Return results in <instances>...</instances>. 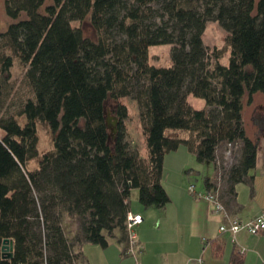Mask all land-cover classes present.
Masks as SVG:
<instances>
[{
    "label": "trees",
    "instance_id": "trees-1",
    "mask_svg": "<svg viewBox=\"0 0 264 264\" xmlns=\"http://www.w3.org/2000/svg\"><path fill=\"white\" fill-rule=\"evenodd\" d=\"M48 1L5 2L17 21L0 32V99L15 59L26 67L30 95L16 112L0 114V264H78L85 244L107 247L117 239L129 247L132 189L144 207L164 208V158L180 146L215 165L220 199H232L258 160L243 108L245 95L251 104L264 94V0ZM86 18L96 40L72 25ZM208 21L227 32L228 65L222 49L210 57ZM162 44L172 46L167 67L150 63V47ZM189 95L206 108H194ZM124 97L137 102L146 157L127 140ZM109 99L117 102L114 139ZM38 121L53 133V149L31 168L40 156ZM229 144L240 152L230 167ZM216 180L205 178V186L215 190ZM67 218L76 230L66 231ZM4 239L13 240L11 259L2 258ZM242 263L235 246L230 264Z\"/></svg>",
    "mask_w": 264,
    "mask_h": 264
},
{
    "label": "crops",
    "instance_id": "crops-1",
    "mask_svg": "<svg viewBox=\"0 0 264 264\" xmlns=\"http://www.w3.org/2000/svg\"><path fill=\"white\" fill-rule=\"evenodd\" d=\"M247 134L259 143L256 168L250 172L252 177L236 186L232 199L222 198L228 210L243 220L253 219L264 210V156L260 155L264 152V129L261 137ZM194 157L185 146L165 155L162 183L170 201L164 208L130 202V212L143 218L134 226L138 246L133 253L126 252L127 244L117 239L107 247L88 243L82 247L78 264H197L199 258L203 264H230L235 246L243 253L242 264H264V232L254 235L243 231L234 238L228 232L221 233L222 214L207 199L190 193L184 169L196 168ZM213 166L210 182L218 175ZM203 184L199 192L211 191Z\"/></svg>",
    "mask_w": 264,
    "mask_h": 264
},
{
    "label": "rangeland",
    "instance_id": "rangeland-1",
    "mask_svg": "<svg viewBox=\"0 0 264 264\" xmlns=\"http://www.w3.org/2000/svg\"><path fill=\"white\" fill-rule=\"evenodd\" d=\"M6 0H0V32L5 31L11 22L17 21L11 19L6 13L5 7ZM51 3L49 0L47 2ZM26 18V15L22 13L20 19ZM73 26L80 27L84 35L90 39L96 40L97 39V32L92 26L90 18H86L83 21H74L72 22ZM227 36V32L221 27V25L217 21H208L206 25V29L203 35V40L205 45L208 48V52L210 57L213 60V52L216 49H222L223 56L221 59V64L228 65L229 62V55L230 49L226 45L225 38ZM171 48L172 46L169 44H162V45H154L151 46L149 49L150 55V63L155 66H170L172 64L171 61ZM26 67L23 66L19 60L15 59V64L10 71L9 82L4 85L3 87V95L1 97L2 103V111L0 112L1 115L16 112L21 103L30 95L29 87L27 83L24 81V74H25ZM189 103L196 109H204L206 108V103L203 99L197 98L193 95L188 96ZM119 102L125 104L128 107L129 116L125 120V126L127 130V140L131 143L132 146L139 149L140 154L142 157L147 156V145L145 142V136L143 135L140 119H139V109L137 102L130 98L124 97ZM116 103L115 101L109 99L106 101L105 110L106 116H108L110 123L115 122L116 113ZM243 118L245 122L246 129L250 135L254 136H263V129H264V94L257 95L251 104L247 102V95L244 97V108H243ZM118 119V118H117ZM21 122L25 121V118L20 119ZM118 125V122H117ZM116 125V126H117ZM38 128V135H39V144L38 149L40 152V156L34 159L30 163V167L34 168L39 165V160L41 156H43L47 151L53 149V133L49 130L46 124L43 121H38L37 124ZM3 132H0V137H2ZM116 135V133H115ZM114 139V138H112ZM262 140V139H261ZM264 142V140H262ZM225 150V145L221 146L218 149V157L221 159L223 156V152ZM264 156V152L260 155ZM240 152L238 148H234L233 153L231 156L225 159V165L230 167L232 164L236 163L239 158ZM195 158L196 161V168H188L184 169V174L189 178L190 184L194 186L195 191L197 193L205 194L199 192V190L204 189V179L208 176H212L214 174V164L212 162H205L207 166L203 165V163H199ZM202 164V165H201ZM190 171V172H189ZM188 172V173H187ZM189 184V185H190ZM191 193V192H190ZM192 194V193H191ZM194 195V194H193ZM195 196V195H194ZM199 197V196H196ZM131 202L137 201L140 205L141 202L139 200V189L134 188L132 189L131 193ZM64 226L67 232L76 230V220L74 219H65Z\"/></svg>",
    "mask_w": 264,
    "mask_h": 264
},
{
    "label": "built area",
    "instance_id": "built-area-1",
    "mask_svg": "<svg viewBox=\"0 0 264 264\" xmlns=\"http://www.w3.org/2000/svg\"><path fill=\"white\" fill-rule=\"evenodd\" d=\"M233 150L232 144L228 145V149L225 152V157L231 156ZM218 181V187L215 190L209 191L205 194L197 193L193 185L189 186V191L195 196L203 197L211 202L215 210L222 214L223 221L219 231L221 233L228 232L233 238L240 232H247L250 234L258 235L264 232V210L255 218L250 220H243L236 215L232 214L228 208L224 205L220 199V178ZM143 218L141 214H132L131 212L127 218V230L129 235V247L127 248L128 253H133L138 246V239L134 232V226L140 224ZM197 264H203V259L199 258Z\"/></svg>",
    "mask_w": 264,
    "mask_h": 264
},
{
    "label": "water",
    "instance_id": "water-1",
    "mask_svg": "<svg viewBox=\"0 0 264 264\" xmlns=\"http://www.w3.org/2000/svg\"><path fill=\"white\" fill-rule=\"evenodd\" d=\"M115 122L114 123H110L108 116H106V123L108 126V129L110 130V138H115V133L117 132V122L118 119L117 117L114 118ZM14 251V243L12 239H4L2 241V245H1V254H2V258L4 259H11L13 257V252Z\"/></svg>",
    "mask_w": 264,
    "mask_h": 264
}]
</instances>
